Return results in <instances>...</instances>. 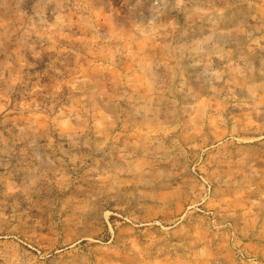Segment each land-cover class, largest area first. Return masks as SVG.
<instances>
[{
	"label": "rangeland",
	"instance_id": "rangeland-1",
	"mask_svg": "<svg viewBox=\"0 0 264 264\" xmlns=\"http://www.w3.org/2000/svg\"><path fill=\"white\" fill-rule=\"evenodd\" d=\"M0 264H264V0H0Z\"/></svg>",
	"mask_w": 264,
	"mask_h": 264
}]
</instances>
